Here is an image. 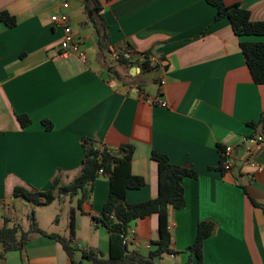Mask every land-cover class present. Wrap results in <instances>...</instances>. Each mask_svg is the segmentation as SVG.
<instances>
[{
  "label": "crops",
  "instance_id": "obj_1",
  "mask_svg": "<svg viewBox=\"0 0 264 264\" xmlns=\"http://www.w3.org/2000/svg\"><path fill=\"white\" fill-rule=\"evenodd\" d=\"M100 1L109 38L103 56L81 5L0 0V12L15 19L12 27L0 20V227L5 221L22 227L31 209L40 226L45 206L13 197L14 188L45 192L56 175L69 183L83 159L80 140L88 138L107 149L133 146L131 173L145 185L126 192L128 204L157 196L152 152L196 173L182 181L185 206L169 210L171 253L158 264H198L187 248L203 220L216 226L203 241L201 264H264V212L252 204L264 207V85L253 82L239 47L241 40L264 42V36L237 37L226 18L215 21L206 0ZM222 1L239 3L252 21L264 22V0ZM62 3H68L63 11L86 63L58 56L61 29L50 17L62 11ZM144 63L151 70H143ZM20 116L30 120L24 128ZM256 135L263 144L248 155ZM225 147L232 148L230 171L221 167ZM108 194V178L98 176L79 208L68 198L73 246L80 252L108 253L109 233L98 221ZM68 223L65 219L63 231ZM130 232L139 246L130 243L128 251L146 254L144 245L158 239V216L133 221ZM80 252L74 263L91 264ZM0 264L71 262L58 242L35 233L21 252L7 253Z\"/></svg>",
  "mask_w": 264,
  "mask_h": 264
},
{
  "label": "trees",
  "instance_id": "obj_2",
  "mask_svg": "<svg viewBox=\"0 0 264 264\" xmlns=\"http://www.w3.org/2000/svg\"><path fill=\"white\" fill-rule=\"evenodd\" d=\"M78 1L87 22L93 28L97 48L103 56L109 48V38L106 24L100 14L101 1ZM206 2L216 11L215 21L226 18L237 37L264 36V22L252 21L249 12L242 8L241 4L226 5L222 0H206ZM0 20L8 27L15 25L14 17L6 11L0 12ZM239 47L253 82L256 85H264V42L241 40ZM118 62L121 63L122 58H119ZM151 68L148 63L142 65L143 70H151ZM18 120L22 128L30 123V120L25 116L18 117ZM80 142L84 152L83 159L78 174L69 183L64 184L61 178L56 175L47 191L30 192L21 187H15L13 197L21 198L30 203L32 207H36L49 205L64 195L68 196L71 201L76 199L77 208H79L83 202L90 199L95 179L98 176H106L109 181V194L98 221L109 233L107 255L105 256L99 250L94 249L80 252L77 245L73 246L74 210H70L69 235L67 237L46 234L42 231L35 221L32 210L28 215L29 226L26 230L18 224L9 226L7 221L0 227V260L9 252H21L30 241L31 235L36 233L58 242L71 264H75L73 257L76 252H80L81 258L91 264H158L164 254L171 253L169 249L171 235L168 230L169 210H180L185 206L182 181L187 177L195 178L196 173L193 170L171 164L163 154L152 152L151 158L158 166L157 196L137 204H128L125 201L126 192L138 190L145 185L142 177L131 173L133 146L125 144L118 149H107L88 138H81ZM222 161L223 157H221V163ZM252 204L264 212L263 206L253 201ZM152 214L158 216L157 241L150 244V250L146 254L139 251H128L127 245L123 244V236L130 232L131 223ZM215 226V223L209 220L200 221L197 225L195 239L187 251L196 257L198 264L202 263L203 241L213 234Z\"/></svg>",
  "mask_w": 264,
  "mask_h": 264
},
{
  "label": "built area",
  "instance_id": "obj_3",
  "mask_svg": "<svg viewBox=\"0 0 264 264\" xmlns=\"http://www.w3.org/2000/svg\"><path fill=\"white\" fill-rule=\"evenodd\" d=\"M68 3H62L60 8L62 9L61 12H58L50 17L51 23L58 26L61 29V39L59 43V57H67L69 55L77 57L82 63L87 62V56L85 51L81 48L80 44L76 39V34L72 30L69 24V17L63 11L68 9ZM150 64V63H149ZM152 64V62H151ZM150 64V65H151ZM164 82L161 81L160 85ZM158 105L162 108L166 107V104L163 102H158ZM253 144L248 145L246 147V153L248 155H252L255 153L263 144V137L261 135H256V137L252 140ZM231 155H232V148L225 147L224 151H222L223 161L221 163V167L224 171H230L232 168L231 163ZM253 165V164H252ZM257 171L261 170L260 166H257ZM101 173V171H99ZM112 218V217H111ZM130 243L135 244V246H139V243L134 240L133 234L129 232L126 236H123V244L128 245ZM150 244L147 243L144 245V248L148 251L150 250Z\"/></svg>",
  "mask_w": 264,
  "mask_h": 264
},
{
  "label": "rangeland",
  "instance_id": "obj_4",
  "mask_svg": "<svg viewBox=\"0 0 264 264\" xmlns=\"http://www.w3.org/2000/svg\"><path fill=\"white\" fill-rule=\"evenodd\" d=\"M71 3L75 6H80V3L78 0H69ZM75 28L80 32L83 33L85 30L84 27H80V25H76ZM68 201V196H61V198L57 201L61 205H57L58 203L55 202L54 206L51 207H43L42 211L44 213L43 217H40V214L38 215V220H39V227L43 229H50L54 230L55 232H58L59 234H64L66 237L69 235V230L67 229L66 231H63V226L65 224V219H68L70 221V208L67 203ZM63 203V204H62ZM76 208V207H75ZM31 209L28 214L27 218L23 217V223L21 224L23 229L26 228L27 225H29V220H28V215L32 211ZM58 219V223L54 224V220ZM22 216L19 215V220L21 221ZM69 224V223H68ZM26 230V229H24Z\"/></svg>",
  "mask_w": 264,
  "mask_h": 264
}]
</instances>
